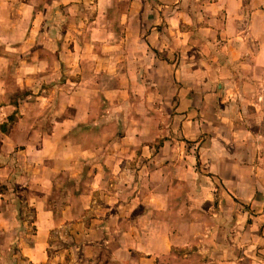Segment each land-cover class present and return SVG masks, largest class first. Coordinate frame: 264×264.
<instances>
[{
  "label": "crops",
  "instance_id": "crops-1",
  "mask_svg": "<svg viewBox=\"0 0 264 264\" xmlns=\"http://www.w3.org/2000/svg\"><path fill=\"white\" fill-rule=\"evenodd\" d=\"M15 1L19 0H0V41L15 38L16 44L21 45L24 41H20L17 31L30 28L36 9L22 2L19 21H11L10 12ZM57 1L60 5L76 2ZM104 11L108 13L109 9ZM121 20V28H137L138 33L142 29L148 31L147 46L153 51L150 55L152 65L148 69L137 66L121 71L120 82L106 90H102V83L97 81L77 82L76 91L88 93L91 104V100L97 102L96 91L105 92L109 99L111 95L138 93L148 86L152 94H157L163 83L171 90L173 77L183 75L184 86L174 87V92L180 93L179 102L171 108L173 116L164 122L183 125L184 141L196 143L199 157L192 154L194 149L189 147H173V142L177 143L176 130L168 142L172 146L155 151L153 127L147 137L150 151L146 152V147L136 150L133 147V151L107 150L105 164L94 166L90 171L89 189L79 195L78 200L70 198V205L58 219L50 207V200L58 190L59 177H79L83 173L81 164L100 153L94 145L86 149L75 143L71 132L79 125L120 124L119 120L115 122L104 115L98 116L97 107L94 109L88 104L84 109L83 105L76 104L78 94L75 92L71 98L74 101L62 105L60 116L52 119L49 130L35 127L36 119L31 114L19 117L8 133L0 132L3 156H18L22 170L17 172L15 160L4 165L0 163V185H3L0 234L18 236L25 224L20 211L27 206L34 209L31 226L36 227V233L28 235L34 244L31 241L32 244L24 246L21 252L29 261L42 263L52 233L75 221L76 201L83 202L88 212L89 236L103 237L107 245L111 241L106 237L113 235L108 222L116 217L112 207L119 205L128 210L121 214V222H129L117 231L121 245L114 255L122 257L121 261L131 263L134 258L137 264H264V0H132ZM129 41L126 35L121 45ZM162 53L166 55L164 59L158 57ZM192 53L203 55L201 65L190 56ZM10 64V58L0 56V73L7 71ZM43 64L39 62L40 66ZM158 65L164 69L160 70ZM76 66H79L78 60ZM110 73L112 77L116 74L110 69L96 70L93 77L103 74L108 77ZM76 74H81L82 78L85 75L81 71ZM192 76L200 77V82L192 84L189 81ZM4 82L0 79V85ZM69 107L76 108L74 114L64 116ZM159 107L152 104L154 110ZM21 115L26 114L21 112ZM4 119L0 118V124ZM120 119L124 121L122 124L135 129L133 132L128 128L120 142L122 145L135 142L136 147L137 142L143 145L147 141L142 137L141 126L162 123L154 113ZM128 155L135 156L136 160L148 157L154 174L162 171L158 163L163 156L174 160L181 155L184 159L190 158L189 172L195 166L193 161L196 164L198 160L200 173L206 179L200 183L187 182V185L197 187L208 183L200 186L211 197L197 200L173 196L174 189L186 186L171 173L172 177L162 185L167 188L166 194L152 191L142 197H106L100 202L95 195L105 189L106 176L131 172L125 162ZM116 156L121 158L118 164H115ZM177 163L172 160L168 169ZM139 168L137 164L136 172ZM110 186L117 188L114 184ZM198 205H201V212L194 211Z\"/></svg>",
  "mask_w": 264,
  "mask_h": 264
},
{
  "label": "rangeland",
  "instance_id": "rangeland-1",
  "mask_svg": "<svg viewBox=\"0 0 264 264\" xmlns=\"http://www.w3.org/2000/svg\"><path fill=\"white\" fill-rule=\"evenodd\" d=\"M98 1L100 4H98ZM131 1L76 0V2L67 5H60L57 0L15 1L10 12L11 21H19L18 12L22 2L30 3L36 10L30 28L24 27L17 31L18 37H21L20 41H24L23 44H16L17 40L15 38L0 41V56L11 60L9 69L0 73V79L5 81L0 85V118L4 119L6 117L0 125L7 124V129L10 131L19 117L31 116L32 114L36 119L34 122L35 127L49 130L52 119L60 116L62 105L73 102L72 95L75 92L76 94L79 93L76 91L77 82L90 84L98 81V83H102V90H106L107 87H113L120 82L121 71L137 66H140L141 69H148L147 67L152 65L150 55L153 53L152 49L147 46L148 31L142 29L138 33L137 28H121L122 13ZM107 8L109 9L108 13L104 11ZM27 23L29 24V21ZM12 29H8V31L10 32ZM126 35L129 36L130 41L121 45V41ZM138 38L139 42L137 41ZM7 49L12 51H6ZM165 56V53L158 54L160 59H164ZM190 56H193L195 61L199 60L198 64L201 65L202 54L192 53ZM77 60L79 61L78 67L76 66ZM41 61L44 64L40 66L39 62ZM30 64H33L34 67H29ZM158 67L161 68L160 70L164 69L160 65ZM104 69H110L111 72L116 74L113 77L111 73L109 74L111 77H107L105 74L99 78L93 77L94 71ZM78 71H81L82 74L85 73L84 78L81 74H76ZM89 73L92 75L89 76ZM176 78V76L173 77L174 83H171L174 86L171 90L163 83L162 90L157 94H152L150 88H147L148 86H146V90L141 88L138 93L135 91L127 94L111 95L109 99H106L107 94L105 92L96 91L94 93L97 102L91 100V104L88 102V93L76 95L78 96L76 97V104L83 105L84 109L88 107V104L94 109L97 107L96 114L98 116L104 115L115 122L119 120L120 124L79 125L71 132V137L75 143H79L86 149L94 145L93 148L99 150L100 153L95 158L86 160L81 164L83 173L79 177L72 178L68 175L59 177L58 190L50 200V207H52L58 219L64 215V209L70 205V198L75 197L78 200V196L89 189L88 184L92 179L90 171L94 166L105 164L106 159H108L106 157L107 150H132L133 147V150H136V148L146 147V152H148L150 150L147 147L150 142L147 137L151 135L150 132L153 127L155 128V138L152 139V146L155 151L164 147V149L171 147L172 145H168V142L171 139L170 136L174 135V130H176L177 143L173 142V147L177 149L189 147L194 149L192 154L199 157V150L195 149L196 143H186L184 141V126H180L179 123L174 125L172 121L171 125L170 121L164 122V119L170 120L169 117L173 116L172 113L174 112L171 108H174V105L179 102L180 93L174 92V87L176 86L178 89L180 84L184 86L182 80H185V77L180 75ZM198 79L200 77H193L189 81H192V84L194 82L198 84L197 82H200ZM187 84L189 85V82ZM191 95L189 93V96ZM9 104L14 106L7 109L2 108ZM152 104L159 105V109H152ZM46 105L47 107L44 108ZM75 110V107H69L64 116H72ZM21 112L26 115H21ZM151 113L160 117L162 123L159 126H141L143 129L141 132L143 133L142 137L147 141H144L143 145L137 142L138 147H136L135 142L131 145H122L120 137L125 135L128 128L133 132H135V129L131 128L132 125L127 127L122 124L124 121H121L120 117L129 116L132 119L138 116L146 117ZM23 126L26 127L24 123ZM157 127L159 130L156 129ZM2 152L1 143L0 163L4 165L15 160L14 166H16L17 172H22L18 156L12 158L11 155L8 158L3 156L4 153ZM116 157L115 164H118L121 158ZM125 160L127 165L130 166L131 172L125 174L110 173L106 176L104 179L105 189L95 195L100 202H103L102 199L105 200L106 197H117L118 199L120 197L125 199L136 196L142 197L152 191L166 194L167 188L166 186L163 188L162 185H165L169 180L168 178L172 177L173 174L171 173H175L176 180L186 186L174 189L172 191L173 196L191 197L197 200L211 197V194H208L207 190L202 188V184L197 187L187 185V182L200 183L203 179H206L200 173L198 160L196 164L193 161L195 166H193V170L190 168L191 172H189V167H191L190 158L186 157L184 159L181 155L174 160L168 156H163L158 163L161 164L162 171L158 174L153 173L151 168L153 164H148V157L136 160L135 156L128 155ZM172 160L174 164L178 163L177 166L174 165L169 170L168 166L172 165ZM137 164L140 168L136 172ZM111 184H114L117 188H111ZM205 184L209 185L208 183ZM2 186L0 185V190ZM126 187L129 188L126 190ZM74 207L75 221L70 225L58 228L52 233L48 239L49 246L43 252L46 259L42 263L29 261L21 252L24 246L32 244V239L28 235L33 233L31 218L34 217V209L28 206L22 208L20 211L22 212L21 219L23 222L25 221V224L20 229L18 236L9 233L0 234V264H137L134 258L131 263H128L121 261L123 258L119 255H117L118 257L114 255V251L118 250L121 245L117 231L129 223L128 220L121 222V214L128 210L121 209L119 205L112 207V213L116 217L110 218L112 220L108 222V224L111 223L113 235L112 237L110 235L106 237L107 241H111V244L107 245L105 244V238L97 235L89 236L87 231L90 220L83 202L78 203L76 201ZM180 207L182 208V206H178L179 209ZM200 208L201 205H198L194 211L201 212ZM80 224L82 225L80 226Z\"/></svg>",
  "mask_w": 264,
  "mask_h": 264
},
{
  "label": "trees",
  "instance_id": "trees-1",
  "mask_svg": "<svg viewBox=\"0 0 264 264\" xmlns=\"http://www.w3.org/2000/svg\"><path fill=\"white\" fill-rule=\"evenodd\" d=\"M11 119H12V118H11ZM0 131H1L2 133H8L9 130L7 129V124L0 125ZM0 145H1V143H0ZM0 193H1V190H0ZM35 233H36V227L34 226V227H33V234H35Z\"/></svg>",
  "mask_w": 264,
  "mask_h": 264
}]
</instances>
